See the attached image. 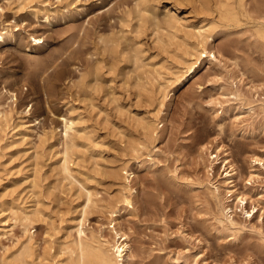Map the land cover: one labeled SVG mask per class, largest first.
Instances as JSON below:
<instances>
[{
    "label": "rangeland",
    "instance_id": "rangeland-1",
    "mask_svg": "<svg viewBox=\"0 0 264 264\" xmlns=\"http://www.w3.org/2000/svg\"><path fill=\"white\" fill-rule=\"evenodd\" d=\"M137 1L0 0V32H12L0 39L9 121L0 127V229L12 230L0 262L26 238L13 207L37 200L43 213L29 227V260L67 262L62 245L84 205L78 185L56 174L71 118L87 144L71 165L99 199L87 208L86 232L112 239L106 226L118 206L129 264H264V0H232L239 20L231 23L218 12L226 0H148L160 20L176 15L174 40L139 24ZM208 24L216 58L196 55L192 73L172 80L197 40L186 32ZM152 119L157 129L144 135ZM124 164L134 174L130 208L114 173Z\"/></svg>",
    "mask_w": 264,
    "mask_h": 264
},
{
    "label": "bare ground",
    "instance_id": "bare-ground-1",
    "mask_svg": "<svg viewBox=\"0 0 264 264\" xmlns=\"http://www.w3.org/2000/svg\"><path fill=\"white\" fill-rule=\"evenodd\" d=\"M157 11L158 10H156L155 7L148 3V0H138L135 17L138 18L140 25H145L147 22H150V24L158 30L166 29L168 32V37H170V39L174 40V38H178L180 22L176 18L174 12L172 13L170 12V10L165 11L162 20H160V18H158L157 16ZM218 12L220 18L227 23L237 22L239 20L238 11L236 7L233 6L232 0H226L223 4H221V6H219L218 8ZM4 30L6 29L4 28ZM213 30L214 29L211 28V25L208 24L198 26L196 33L186 32V37L195 36L197 40H195V42H192L191 44L185 45L186 47L181 58L182 62L178 64L176 71L170 72L172 80L173 78L179 79L180 77L187 78L189 74L192 73V69H194V65L196 64V62H192V60L196 58V55H203L204 57H208L209 61L216 58L215 49L213 47L209 48L207 46V43L214 36ZM257 33L259 37L264 40V27L259 28L257 30ZM5 34H12V32L11 30L0 32V39H3ZM35 40L40 41L37 38H34V41ZM185 41L183 40V42ZM139 54V51H137L135 56L136 62L140 60ZM187 71L190 72L188 75ZM160 75L161 74L159 73L158 78L160 77ZM159 79L162 78L160 77ZM167 81L169 82V80H166V84L168 83ZM159 82H162V80ZM161 85H163V83ZM165 87L162 88L161 86L160 92L164 91ZM155 121L156 120L152 119L149 121H145L144 124L142 123V129L145 130L144 135H152L154 133V131L157 129L158 124ZM8 122L9 121L6 112L0 107V127L3 125H8ZM20 126L21 125H19V127ZM63 126L65 140L62 143L63 147L61 157L57 161L58 165L56 166V174L60 175L62 179L66 181L68 180L69 183L78 185L80 191L84 193V205L80 209V215L78 218H76L77 220L75 221V223L69 226L71 227V230L67 231L65 241L63 240V245L61 244L63 248L62 246L60 247L63 249L65 254L67 253L66 264H129V257L131 253V246L128 240L129 237L127 233L123 232V229H121L117 225L115 219L118 215L117 213L120 212V210H118V206L109 211V223L108 226H106L110 231L112 239L103 237V235H100L99 233H96L94 231H90L89 233L86 232L87 227L85 226V221L87 208L94 205L96 206V203L99 201V199L97 198L95 191L93 192L90 186L88 187L87 185H85L84 181L77 177L75 169L73 170V167L71 165L72 158L74 155H76L78 149L80 147L82 148L87 146L85 142H82L83 140L80 141V137H77L75 135L77 132L75 127L76 121L71 118L64 119ZM22 129L23 131L27 132V128L23 127ZM136 145L140 146L142 145V143L138 142ZM136 145H132L131 147L135 149ZM114 173L118 178L123 179V186L120 190L121 203L125 208H130L132 207L133 201L132 188L130 187L129 178L134 177V174L133 172H129L127 164L122 165L120 170H115ZM39 174L40 167L37 163L34 171V178L31 180L32 191L33 193L35 191V193L37 194L40 193L38 189V180L40 177ZM39 204L40 201L37 200L35 205L31 207V209H29L30 207H17V204V206H15L16 208L13 207V212H11V219L14 220V225H16L17 223L20 224L26 238L23 241L20 239V247L18 246L19 249L13 251L14 253L12 254V258L9 257L10 260L3 259L0 264H33V260H29L31 257H33L34 254V243L31 233H29V227L33 224V222H35V219L43 213ZM2 226L3 227L0 229V242L2 238L7 236L12 231L7 230L8 225L6 224V222L2 223Z\"/></svg>",
    "mask_w": 264,
    "mask_h": 264
}]
</instances>
